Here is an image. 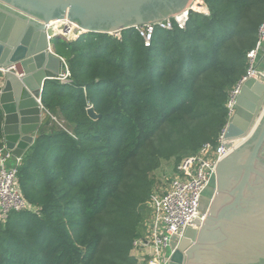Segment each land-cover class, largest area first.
<instances>
[{
	"label": "trees",
	"instance_id": "1",
	"mask_svg": "<svg viewBox=\"0 0 264 264\" xmlns=\"http://www.w3.org/2000/svg\"><path fill=\"white\" fill-rule=\"evenodd\" d=\"M206 5L208 17L157 29L149 47L133 30L51 41L68 81L45 83L41 104L56 121L46 116L18 171L37 211L10 215L0 264H136L153 173L216 142L264 20V0ZM2 121L0 112V145Z\"/></svg>",
	"mask_w": 264,
	"mask_h": 264
},
{
	"label": "water",
	"instance_id": "2",
	"mask_svg": "<svg viewBox=\"0 0 264 264\" xmlns=\"http://www.w3.org/2000/svg\"><path fill=\"white\" fill-rule=\"evenodd\" d=\"M189 1L0 0V109L5 147L14 156L22 157L33 145L47 116L41 109L45 83H60L68 72L63 59L49 47L54 38L68 37L60 31L55 33L48 26L51 21H68L83 30L73 41L82 35L119 34L134 26L161 21L182 10ZM87 116L93 121L100 118L92 107L87 108ZM224 138L242 143L218 163L217 192L207 208L206 219L202 224L196 221L195 228L187 229L178 242L173 240L169 264L194 259L202 243L207 253L196 258L202 264H257L264 260V184L251 195L254 209L241 210L252 173L264 180V173L255 170L264 146V83L248 79L242 85ZM244 157V170L237 167V187L230 192L229 184L235 176L232 166ZM235 206L241 211L225 213ZM230 220L233 222L227 223ZM229 225L237 226L238 231L228 230ZM208 228L211 231H206ZM227 245L230 255L225 251Z\"/></svg>",
	"mask_w": 264,
	"mask_h": 264
},
{
	"label": "built area",
	"instance_id": "3",
	"mask_svg": "<svg viewBox=\"0 0 264 264\" xmlns=\"http://www.w3.org/2000/svg\"><path fill=\"white\" fill-rule=\"evenodd\" d=\"M192 14L208 17L209 10L206 0H190L182 10L170 17L127 30L135 31L145 47H149L157 29L184 30ZM70 25L75 26V32L81 33L75 24ZM120 34L109 36L117 38ZM48 39L50 40V37ZM49 47H51L50 44ZM263 49L264 20L258 28L254 48L246 53V72L228 93L225 103L227 123L235 113L236 100L242 85L248 79L264 83V68L259 67V62L264 61ZM63 62L65 63L64 60ZM68 76L66 72L60 82L66 83ZM41 109L47 113V116H50L42 106ZM50 117L56 121L55 118ZM59 126L62 128L61 125ZM226 127L227 124L214 144H204L194 154L180 160L168 181L167 189L156 187L151 192L147 203L150 222L146 234L132 243L133 251L141 254L142 258H146L145 264H169L173 253L171 248L173 240L176 239L178 242L187 229L195 228L196 221L204 223L207 210L204 208L203 199L215 180L217 165L240 142V140L224 138ZM21 163L22 157L14 156L2 141L0 145V230L10 215L22 212L36 213L37 211L26 201L19 188L18 171Z\"/></svg>",
	"mask_w": 264,
	"mask_h": 264
},
{
	"label": "flooded vegetation",
	"instance_id": "4",
	"mask_svg": "<svg viewBox=\"0 0 264 264\" xmlns=\"http://www.w3.org/2000/svg\"><path fill=\"white\" fill-rule=\"evenodd\" d=\"M240 143H242V140H240L239 144ZM245 164H246V160H245V157H244V159L241 158L240 160H238L235 163L234 166H232L233 167L232 170H233V173L235 174V176L233 177V179L231 180V183L229 184L230 185V192H232L233 190H235V188L237 187V178H236V175H237V170L236 169H237V167L238 168H243V170H244ZM255 170L258 171V172H260V173H262V174L264 173V146L261 149V152H260V155H259L257 161L255 162ZM217 184H218L217 177L215 176V180H214L212 186L208 189V191H207V193H206V195H205V197L203 199V203H207L208 207L211 204V202H212V200H213V198H214V196H215V194L217 192ZM262 184H264V180L262 179V177L260 175H258L257 173H255V174L252 173L251 178L249 180V187L248 188L246 187V189H245L246 190L245 191L246 192L245 193V196L246 197H244L245 198L244 200H245V203L246 204H244V203L241 204V210H243L244 212H246L248 210H253L254 209V204H253L254 200L252 199V196L251 195H253V193L255 194L258 191L256 187H258L259 185H262ZM251 187H252V191L249 190ZM249 197H250V199H249ZM236 210H238V212L241 211L239 209V206H237V207L235 206V207L227 210L225 213H227V214L228 213H232L233 214V212H235ZM232 222L233 221L230 220L227 223L231 224ZM230 228L237 229V226L229 225L227 227V229L229 230ZM219 229L220 228L218 227L215 230H219ZM208 230H210V229L208 228L206 231H208ZM237 231H238V229H237ZM240 231H243V229L241 228ZM235 236H237V235L235 234ZM203 246L204 245L202 243V245L199 246V248L195 251V253L198 252L197 253V256H194V259L195 260L194 259H187V260H185L184 264H202L196 258L197 257L198 258H201V257H203L207 253L205 247H203ZM228 247L229 246L227 245L226 246V249L225 248L224 249H225V251L227 253L228 252L231 253V249L228 248ZM257 264H264V260H259V262Z\"/></svg>",
	"mask_w": 264,
	"mask_h": 264
},
{
	"label": "rangeland",
	"instance_id": "5",
	"mask_svg": "<svg viewBox=\"0 0 264 264\" xmlns=\"http://www.w3.org/2000/svg\"><path fill=\"white\" fill-rule=\"evenodd\" d=\"M177 162L178 161H176L175 158H172L169 161H162L159 169L153 173V179L155 181V184L160 185L162 183L168 182L169 179L171 178V171L174 170ZM207 207L208 205L207 203H205L204 208H206V210H207ZM140 213L142 215V221L138 227V231L140 235L144 236L146 233L148 223L150 221V211L148 208H146V206L144 207L142 206L140 209Z\"/></svg>",
	"mask_w": 264,
	"mask_h": 264
},
{
	"label": "bare ground",
	"instance_id": "6",
	"mask_svg": "<svg viewBox=\"0 0 264 264\" xmlns=\"http://www.w3.org/2000/svg\"><path fill=\"white\" fill-rule=\"evenodd\" d=\"M48 26L52 28L55 33L59 31L65 33L69 39L76 38L80 33L79 31L75 32V26H71L68 21L53 20L49 23ZM82 31L83 30H81V32Z\"/></svg>",
	"mask_w": 264,
	"mask_h": 264
},
{
	"label": "crops",
	"instance_id": "7",
	"mask_svg": "<svg viewBox=\"0 0 264 264\" xmlns=\"http://www.w3.org/2000/svg\"><path fill=\"white\" fill-rule=\"evenodd\" d=\"M185 7V6H184ZM71 26H73V25H71ZM74 27V26H73ZM263 53H264V49H263ZM259 67L260 68H264V61L263 62H259ZM236 85V84H235ZM1 89H2V82H1V78H0V91H1ZM230 92V91H229ZM0 112H1V114H2V111H1V109H0ZM2 117H3V115H2ZM46 119V118H45ZM45 121V120H44ZM3 122V121H2ZM43 124V123H42ZM2 126H3V123H2ZM41 127V126H40ZM3 141V143H4V139L2 140ZM177 166V165H176ZM175 166V167H176ZM175 169V168H174ZM173 172L174 171H171V177H172V175H173ZM171 179V178H170ZM169 179V180H170ZM159 185V184H158ZM157 184H155L154 185V188H153V190L156 188V187H159V188H162L163 190H165V189H167V186H168V182H166V183H162V184H160L159 186H158ZM150 222V221H149ZM149 224V223H148ZM147 230V229H146ZM146 234V233H145ZM140 237H142V235L140 236ZM139 237V238H140ZM137 239V238H136ZM133 243V242H132ZM130 256L136 261V264H145V260H146V258H142V256H141V254H137V252H134L133 251V248L131 247V251H130Z\"/></svg>",
	"mask_w": 264,
	"mask_h": 264
}]
</instances>
